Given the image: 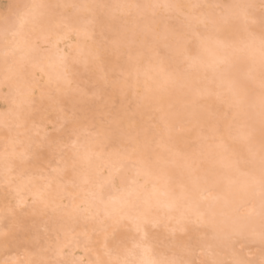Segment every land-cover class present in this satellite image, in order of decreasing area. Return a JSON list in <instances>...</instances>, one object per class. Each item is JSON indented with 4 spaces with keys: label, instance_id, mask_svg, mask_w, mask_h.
<instances>
[{
    "label": "snow or ice",
    "instance_id": "snow-or-ice-1",
    "mask_svg": "<svg viewBox=\"0 0 264 264\" xmlns=\"http://www.w3.org/2000/svg\"><path fill=\"white\" fill-rule=\"evenodd\" d=\"M0 248L17 252L0 264H264V0L8 5Z\"/></svg>",
    "mask_w": 264,
    "mask_h": 264
},
{
    "label": "rangeland",
    "instance_id": "rangeland-1",
    "mask_svg": "<svg viewBox=\"0 0 264 264\" xmlns=\"http://www.w3.org/2000/svg\"><path fill=\"white\" fill-rule=\"evenodd\" d=\"M18 2H21V0H16V2H14V0H0V13H3L4 11H6L8 5L18 3ZM117 103L119 104V100L117 101ZM124 103L127 104L128 101H125ZM26 225L28 228H30L34 232L35 231L43 232L45 229V223L39 217L33 218L29 216L26 220ZM156 231L160 234L162 238L165 232V229L161 227L160 229H157ZM50 235L52 239L54 240L55 235H56L55 232H51ZM16 255H17V252L14 249L5 251L4 249L0 248V260L8 258V257H15Z\"/></svg>",
    "mask_w": 264,
    "mask_h": 264
},
{
    "label": "bare ground",
    "instance_id": "bare-ground-1",
    "mask_svg": "<svg viewBox=\"0 0 264 264\" xmlns=\"http://www.w3.org/2000/svg\"><path fill=\"white\" fill-rule=\"evenodd\" d=\"M14 2H16V0H14Z\"/></svg>",
    "mask_w": 264,
    "mask_h": 264
}]
</instances>
